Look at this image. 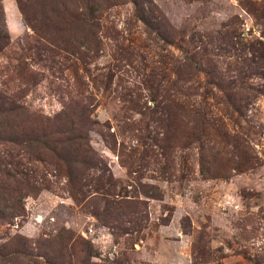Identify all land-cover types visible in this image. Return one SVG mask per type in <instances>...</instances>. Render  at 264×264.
Masks as SVG:
<instances>
[{
  "label": "rangeland",
  "instance_id": "1",
  "mask_svg": "<svg viewBox=\"0 0 264 264\" xmlns=\"http://www.w3.org/2000/svg\"><path fill=\"white\" fill-rule=\"evenodd\" d=\"M83 1L0 0V264H264V0ZM62 111L55 170L20 134Z\"/></svg>",
  "mask_w": 264,
  "mask_h": 264
},
{
  "label": "trees",
  "instance_id": "2",
  "mask_svg": "<svg viewBox=\"0 0 264 264\" xmlns=\"http://www.w3.org/2000/svg\"><path fill=\"white\" fill-rule=\"evenodd\" d=\"M82 4H85L87 9H86V16L88 18H95V10L91 7L93 5V2L91 0H86L81 2ZM151 4L150 2H148ZM134 4L136 7H138V18L143 24L150 29V31H154L155 33H163L161 32V26L164 28V21L161 18L157 19V15L153 14L152 10H149L148 8L145 9V7L141 4L139 0H135ZM0 15H1V6H0ZM85 24H90L91 20H87L85 17L81 20ZM161 25V26H160ZM167 27V26H166ZM1 35L2 31H0V40H1ZM2 48V45L0 43V49ZM15 100L13 103H10L11 110L16 111L18 106L15 104ZM64 112H60V114L52 117V118H46L44 119L45 121L39 120V132H30L29 129L23 131L22 134H20L25 143H27L26 148L35 145V146H41L45 152L51 154L55 161L53 162V166L55 167L56 170V148L62 147H67V152H71L72 155L80 153L82 154V144H85L88 146V142L84 143V139L86 140V136H84L80 130V127H78L74 121L70 119L69 116H63ZM29 117L26 116V122H28ZM38 123V121H37ZM68 133H70L68 135ZM67 135V136H66ZM57 136V138H56ZM63 148V147H62ZM41 155L45 153H40ZM37 154L38 156H41ZM71 155V156H72ZM40 160V159H39ZM83 160L77 159L76 163H82ZM66 164H69L67 161H65ZM64 164H59L58 169L61 172H68V168ZM21 168V167H20ZM17 168L16 166H13V164L10 166V171L5 170L4 172L8 173V179H7V184L8 186L12 187L11 189L18 188L20 183L23 184H31L27 178L26 174H23L22 169ZM69 173V172H68ZM71 175V173H70ZM9 190V189H7ZM2 191V190H1ZM12 191V190H10ZM9 192H0V202L5 203V207L0 208V219L2 221L5 220H12L13 218L17 216H24L22 214L23 211V206L20 204V199H12L11 197L9 198H4L6 195H8ZM29 192L28 194L35 193L37 192L36 186L33 184L30 185L29 187ZM27 195V193H22V197L24 198ZM65 238L61 236L60 234L58 235V240L63 242ZM56 236H54L50 243L47 245L48 250H44V255L46 256L45 260L48 264H73L74 262L70 261L72 258L70 254H67L66 250H71V246H68L66 242H63L62 248L60 249V252L58 254L52 253L56 252ZM50 249V250H49ZM52 253V254H51ZM77 264H90L88 261H84V258H81V261H78Z\"/></svg>",
  "mask_w": 264,
  "mask_h": 264
}]
</instances>
